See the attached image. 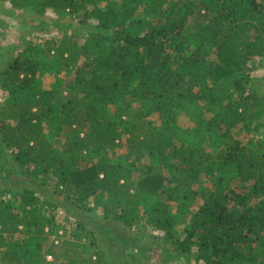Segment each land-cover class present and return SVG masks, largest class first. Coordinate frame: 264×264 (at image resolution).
Listing matches in <instances>:
<instances>
[{"label": "trees", "instance_id": "trees-1", "mask_svg": "<svg viewBox=\"0 0 264 264\" xmlns=\"http://www.w3.org/2000/svg\"><path fill=\"white\" fill-rule=\"evenodd\" d=\"M6 1L73 26L22 35L1 64L0 149L12 165L0 263L56 255L46 237L62 213L74 223L69 264H123L101 248L102 230L138 223L196 263L264 264V97L251 85L264 0ZM193 105L210 116L183 130ZM114 148L136 160L111 161ZM182 212L190 221L176 233Z\"/></svg>", "mask_w": 264, "mask_h": 264}, {"label": "rangeland", "instance_id": "rangeland-1", "mask_svg": "<svg viewBox=\"0 0 264 264\" xmlns=\"http://www.w3.org/2000/svg\"><path fill=\"white\" fill-rule=\"evenodd\" d=\"M106 3L107 1L103 0L98 4L100 8L104 9ZM25 10L26 9L10 8L6 0H0V69L2 67L1 64L8 57V50H11L12 45L19 43L22 35L26 36L28 40H30V37L33 35L53 37L57 36L61 30L73 26V22H70L69 17H59L57 13H54L52 10H47L44 15L35 20L34 18L38 17L35 15V12L30 9ZM251 65L253 67L251 85L257 90L259 95L264 97V57L260 60H254ZM56 71H60L58 73L59 78L66 76L65 69H63L62 66H58ZM37 78L39 81L38 85L45 90L53 87V83L56 80L55 77L48 72L40 76L38 75ZM209 116L210 113L208 114L202 107L193 105L180 117L179 126L183 130L191 129L196 124L199 117L207 120ZM262 124L264 125V117L262 119ZM261 133L262 136H264V128L261 129ZM9 154L8 151L7 155ZM0 155L2 156L0 158L1 190L9 182L11 175V171L8 172L3 164L7 166H11L12 164L5 150L0 149ZM109 155L110 160L114 162L120 160L129 163L132 160H136L135 156L126 160V151L118 148L109 151ZM141 161L144 164L148 162V159L146 156H143ZM3 197L5 200L14 199L10 194ZM88 203L90 207H93L92 212L96 219H100L102 216L100 206L94 200ZM17 205L18 204H16V207ZM56 220V225L58 226L54 232L50 233L49 237H46L45 245L46 248L51 247L52 250L56 252V255L53 253L45 255V260L42 264H69V256L68 253H65L63 250V246H65L69 240H73L72 237L74 232H70H72L74 228V223L62 213H57ZM189 221L190 215L188 213H178L175 229L176 233H179L181 229L188 225ZM140 225L141 224L138 223L131 232L124 234H119L117 228H113L109 225L105 226L100 238L101 244L103 245L101 248L108 256L115 259V261H121L123 264H201V262L196 263L191 255L186 257L173 252L163 242L162 234L150 228H141ZM48 233V231L45 232V234ZM87 247L91 249V247ZM87 255H92V259H94L92 250H90Z\"/></svg>", "mask_w": 264, "mask_h": 264}]
</instances>
